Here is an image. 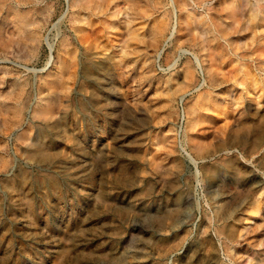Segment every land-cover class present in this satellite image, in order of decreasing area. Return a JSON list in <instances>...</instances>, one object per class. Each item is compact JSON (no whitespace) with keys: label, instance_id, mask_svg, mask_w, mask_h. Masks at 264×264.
Masks as SVG:
<instances>
[{"label":"rangeland","instance_id":"1","mask_svg":"<svg viewBox=\"0 0 264 264\" xmlns=\"http://www.w3.org/2000/svg\"><path fill=\"white\" fill-rule=\"evenodd\" d=\"M174 1L182 44L169 0H103L88 20L65 0H0V264H264V0L224 3L242 24L213 35ZM178 46L215 58L214 87Z\"/></svg>","mask_w":264,"mask_h":264},{"label":"bare ground","instance_id":"2","mask_svg":"<svg viewBox=\"0 0 264 264\" xmlns=\"http://www.w3.org/2000/svg\"><path fill=\"white\" fill-rule=\"evenodd\" d=\"M65 1H66V5H67V10H69V8L70 9L76 8L79 12V15H82L83 20H88L89 18H91L94 15V12L97 11L101 7L102 2H103V0H65ZM183 1L184 2L187 1L188 4L190 3L192 6L199 7V9H201V11L199 13H197L196 15L199 19L198 25L201 27V31L204 32L206 35H213L214 31L216 30L215 29L216 27L223 28L224 25H229V24H227L228 22H226V21L235 22L238 26H241V24H242V20H238L239 19L238 17H236V19H234V17H232L228 13L227 17H225L226 20H223V19H221L222 15H220L218 13V11H220L218 8L223 6L224 3L231 1V0H201L198 3V5L193 0H183ZM169 4H170L171 10H172V15H171V21L172 22L170 23V29H169L168 36H169L170 41H172V42L175 41V43H181L182 44L184 41V35H183V33H181L182 20L183 19L186 20L188 27L192 26V22L189 19H187L186 14H184V16L182 14L178 16L176 5H175L176 3L174 0H169ZM190 4H189V6H190ZM239 4H240V2L235 3L236 10H238L239 7H241ZM191 8H193V7H191ZM208 9H212V10H208ZM14 13H15V10H14ZM257 13H258V15H257L258 17H256L255 14H251V15L258 19L259 24L257 25V28H256L257 29L256 31H258V32H256V33H258L259 36H262V35H264V32H262L260 30V27H262V23H264V12L260 11ZM248 17H249L248 21L250 22L253 17L250 18L251 17L250 15ZM218 21H220V23H217ZM194 40H196L195 36L192 37L191 41H194ZM62 42L66 48V46H67V45H65L66 40L64 39ZM223 42L225 43V39H223ZM66 43L68 44V41ZM46 44L48 47V51H49L48 55L49 56L47 57L48 59L46 61L45 68L43 69V71H45L47 74L43 77V81H42L41 85H44L47 89H51L53 87V76L55 75V73L53 72L54 67L49 68V66H51V64L53 63L54 60L58 62L59 58H58L57 50H56L55 54H53V51H54L53 45L48 44V43H46ZM212 48L216 52L215 58L222 59L226 55L225 54L226 46L224 44L218 42L215 37L212 38ZM172 51L176 52V54L174 56V58L176 59L175 63H177L179 61V59L183 56L184 57L190 56L192 58L194 64H195L196 68L199 70L200 76L202 77V80H201L202 84L208 88L214 87L213 85L215 84V80H214V77L212 76L211 69L209 68L208 63L212 64V62L214 61L215 58H209V57H205L203 55H202V58H200L196 54L192 53L190 50L183 48V47H180V46L174 47ZM98 67H100V64L98 65ZM0 71H2L1 67H0ZM34 73L36 74L38 72L34 71ZM122 73L123 72L121 70H119L117 72V75H122ZM36 82H38L37 79H35L33 82L34 86L36 85ZM65 92L67 93V91H65ZM184 94H186V93H184ZM184 94H182L180 96V98L178 97L180 99V101L183 100V98L185 97ZM263 94H264V90H263ZM246 96H247V98H249V100H250V98L252 99V96H251L249 91H246ZM200 98H201V96L197 97L196 103H194V105H197L198 102L201 101ZM33 99H34V101H33L32 106L35 105L36 103H39V101L42 100V97L38 96L37 91H36ZM48 103H49V101L45 105H43V107L41 109L36 108V107L32 108L31 112H33V114L35 115L34 117H39L40 115H42L46 118L47 115H50ZM193 113H194V111L186 113L187 114V123H186V130H185V139L190 144V147H192V149L195 147V145H194L193 139H192L191 135L188 133L187 129L190 128V126H192L194 124V120L196 118V115H194ZM261 175H264V173H262Z\"/></svg>","mask_w":264,"mask_h":264}]
</instances>
